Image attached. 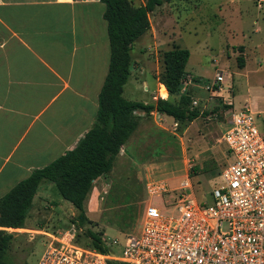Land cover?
I'll use <instances>...</instances> for the list:
<instances>
[{
  "label": "rangeland",
  "instance_id": "obj_1",
  "mask_svg": "<svg viewBox=\"0 0 264 264\" xmlns=\"http://www.w3.org/2000/svg\"><path fill=\"white\" fill-rule=\"evenodd\" d=\"M185 2L172 8L173 13L164 19L162 26L166 31L158 40L147 34L135 43L132 73L124 95L151 100L157 92L155 80L161 85L163 50L171 49L174 40L190 51L186 77L204 86L188 85L186 90L199 99L202 111L210 113L186 123H177L174 118L160 113L146 115L123 146L113 170L95 182L86 201L88 222L83 228L100 233L112 254L122 255L127 235L141 227L150 201L148 181L162 179L176 188L189 175L196 198L212 201V190L221 181L220 172L232 161L223 135L234 110L249 108L264 130V4L262 9L257 7L256 0H241L235 6L229 4L224 7L231 10L227 11L229 17L224 23L219 14L207 19V0ZM219 2L221 0H210L209 3ZM190 11H198L200 16L194 13L190 18L187 15ZM257 28L261 32L256 33ZM171 34L176 36L171 37ZM241 45H246L251 55L245 54ZM140 49L144 51L142 55ZM240 57L245 63L249 58L245 67L240 65ZM221 71L225 73L223 90L212 95L205 86ZM173 99L178 101L179 96ZM53 186L47 198H43L45 190L41 191L24 228H4L14 233L8 264H37L51 241L50 234L73 223L76 209H71L74 206L61 196L56 185ZM75 243L90 247L82 232Z\"/></svg>",
  "mask_w": 264,
  "mask_h": 264
},
{
  "label": "crops",
  "instance_id": "obj_2",
  "mask_svg": "<svg viewBox=\"0 0 264 264\" xmlns=\"http://www.w3.org/2000/svg\"><path fill=\"white\" fill-rule=\"evenodd\" d=\"M131 1L137 6L145 4V0ZM185 1L189 3L164 0L150 14L151 28L139 39L150 34L158 40L166 31L162 26L164 19L173 13L172 8ZM240 1L221 0L211 5L207 0V19L219 14L222 22H227L229 9L224 7ZM256 3L263 8L264 0ZM104 11L101 0H0V198L33 170L75 148L96 122L99 94L110 61ZM194 13L200 16L198 11L187 15L193 18ZM202 16L201 13V20ZM241 46L245 54L251 55L246 45ZM143 52L140 49V55ZM155 84L157 92L151 100L124 96L144 102L168 98L166 86L162 82L158 86L156 80ZM210 84L205 86L207 91ZM192 86L204 88L198 81ZM183 89L182 83V92ZM139 115L143 117L141 125L146 114L141 111ZM53 188L52 183H44L32 209L41 191L45 190L43 198H47Z\"/></svg>",
  "mask_w": 264,
  "mask_h": 264
},
{
  "label": "built area",
  "instance_id": "obj_3",
  "mask_svg": "<svg viewBox=\"0 0 264 264\" xmlns=\"http://www.w3.org/2000/svg\"><path fill=\"white\" fill-rule=\"evenodd\" d=\"M224 80L218 72L206 88L221 93ZM192 84L185 77L183 90ZM223 139L232 161L212 201L196 198L189 175L176 188L150 180L141 227L127 235L122 255L76 244L85 230L72 223L50 234L37 264H264V130L249 108L234 110Z\"/></svg>",
  "mask_w": 264,
  "mask_h": 264
},
{
  "label": "trees",
  "instance_id": "obj_4",
  "mask_svg": "<svg viewBox=\"0 0 264 264\" xmlns=\"http://www.w3.org/2000/svg\"><path fill=\"white\" fill-rule=\"evenodd\" d=\"M101 1L105 3L110 61L99 94L96 122L75 148L50 164L33 170L0 198V264L10 262L9 249L14 238V233L4 228L25 227L34 198L44 183L56 185L61 196L77 211L71 222L84 227L88 222L86 201L95 181L113 170L123 146L140 126L143 117L139 112L150 115L156 111L174 118L177 123L192 122L210 113L202 111L200 103L193 105L190 91L181 93L190 51L174 40L172 48L163 50L162 54L164 70L161 82L166 86L169 97L144 102L124 96V86L132 73V49L135 42L151 28L150 14L164 0H145V4L138 6L131 0ZM240 65L245 66L243 57H240ZM175 96H179L178 101L173 99ZM83 233L90 247L108 252L100 233L92 229Z\"/></svg>",
  "mask_w": 264,
  "mask_h": 264
}]
</instances>
